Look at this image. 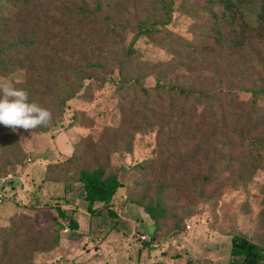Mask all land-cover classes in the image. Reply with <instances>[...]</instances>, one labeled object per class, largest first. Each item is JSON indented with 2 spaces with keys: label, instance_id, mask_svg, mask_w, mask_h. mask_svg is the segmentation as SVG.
I'll return each mask as SVG.
<instances>
[{
  "label": "rangeland",
  "instance_id": "374dc122",
  "mask_svg": "<svg viewBox=\"0 0 264 264\" xmlns=\"http://www.w3.org/2000/svg\"><path fill=\"white\" fill-rule=\"evenodd\" d=\"M262 4V0H253L245 5L248 19L261 23L249 32L247 41L240 40L230 49L214 39L210 17L199 9L192 13L176 9L167 27L182 34L190 46L175 54L160 41L141 36L135 44L140 64L145 60L160 62L142 82L153 86L160 79L194 86L216 98L213 108L225 110L229 125L240 119L252 126L257 116L264 117V91L253 92L264 86V21L259 16ZM214 9L222 13L220 5ZM196 29L208 36L207 44L198 41L200 33ZM132 36V32L127 33L125 42ZM77 44L82 46V42ZM97 74L104 77L98 81L87 78L85 87L68 100L63 116L46 130L19 129L15 133L25 154H17V161L7 167L0 166V225H8L11 214L17 211L31 215L37 227H52L59 216L48 204L60 197L63 204L72 199L82 206L83 188L75 180L76 171L86 162L102 160L106 153L123 183L114 198L120 220L114 225L115 219L107 214L97 217L81 209L80 231L64 228V245L50 252L36 251L34 261L229 264L233 233L243 231L264 243V153L252 150L250 143L251 137L264 133V120L243 140L223 143L220 138L205 144L200 134L187 135L189 125L182 119L166 116L148 130L134 132L129 148L125 140H116L109 128L124 124L130 132L127 118L144 101V95L134 87H120L115 66L109 65ZM27 77V71L18 68L0 73V84L15 86ZM203 107L199 103V110ZM207 118L205 129L213 122ZM73 147L79 160L46 174L48 164L68 156ZM207 173L211 179L204 177ZM161 178L168 182L167 187L160 188L167 214L160 220L155 248L140 253L141 234L153 235L156 221L135 200L157 197ZM67 180L76 182L70 197L65 195Z\"/></svg>",
  "mask_w": 264,
  "mask_h": 264
},
{
  "label": "trees",
  "instance_id": "16d2710c",
  "mask_svg": "<svg viewBox=\"0 0 264 264\" xmlns=\"http://www.w3.org/2000/svg\"><path fill=\"white\" fill-rule=\"evenodd\" d=\"M251 1L180 0L176 5V0H0V73L24 68L28 77L15 87L27 90L30 102L49 109L53 114L51 123H54L63 116L68 100L85 87L87 78L98 81L104 76L97 72H103L109 65L115 66L119 71L120 87H134L144 95V101L127 118L130 132L124 124L109 128L114 138L125 140L129 148L134 132L148 130L166 116L182 119L189 125L187 135L200 134L205 144L220 138L223 143H231L236 138L243 140L261 126L263 116H257L252 126L240 119L229 125L225 110L222 108L218 112V107L217 110L213 108L216 98L209 92L160 79L153 86L145 85L143 79L156 71L160 62L145 60L140 64L139 48L135 44L145 35L179 54L190 44L167 25L176 9L186 13L199 9L211 18L214 39L221 47L230 49L240 40L247 41L249 32L261 23H254L247 17L244 7ZM262 2L263 11L259 16L264 21V0ZM215 5L222 7V13L214 9ZM195 31L200 33L198 41L207 44L208 36ZM129 32L133 36L126 43ZM79 42H82L80 47ZM260 91H264V86L253 89L254 93ZM199 103L205 106L203 110H199ZM253 111L257 113L258 108ZM207 117L213 120L209 129L204 127ZM48 127L36 130L44 131ZM250 143L252 150L264 153V133L251 137ZM198 150H194V155ZM74 151L75 147L68 156L49 163L46 174L78 161ZM17 154H25L23 146L11 128L0 124V166L13 164ZM204 177L211 179V174ZM75 180L83 188L84 209L97 217L107 214L115 219V225L120 217L114 209V198L123 183L111 165L109 153L102 160L84 163L76 171ZM76 182L65 181V190L75 191ZM158 182L157 197L135 200L156 221V232L160 230V220L167 214L160 188L167 187L168 182L164 178ZM54 200L55 203L48 205L55 208L59 218L52 227H37L31 215L17 211L11 214L8 225H0V264H37L34 261L36 251L50 252L64 245L61 234L64 228L81 229L77 205L67 207L65 203L69 200L63 204L60 197ZM261 221L264 223V209ZM155 239L156 233L142 239L139 252L155 248ZM229 264H264V243L253 240L243 231L233 233Z\"/></svg>",
  "mask_w": 264,
  "mask_h": 264
},
{
  "label": "clouds",
  "instance_id": "9594fccd",
  "mask_svg": "<svg viewBox=\"0 0 264 264\" xmlns=\"http://www.w3.org/2000/svg\"><path fill=\"white\" fill-rule=\"evenodd\" d=\"M53 119L52 112L36 102H30L25 89L0 84V124L16 133L19 129L33 132L48 127ZM23 139V138H22Z\"/></svg>",
  "mask_w": 264,
  "mask_h": 264
},
{
  "label": "crops",
  "instance_id": "0c3cea01",
  "mask_svg": "<svg viewBox=\"0 0 264 264\" xmlns=\"http://www.w3.org/2000/svg\"><path fill=\"white\" fill-rule=\"evenodd\" d=\"M64 158V157H63ZM73 192H75V191H66V193H65V195L66 196H68V197H70L71 195H72V193ZM74 205H76L75 203H73V201H72V199L71 200H69V202H66L65 203V206H67V207H70V206H74ZM84 205H85V200L83 199V204H82V206L80 205V206H77L78 207V211H77V218L79 219V216H78V214H79V211L82 209V210H84ZM19 208V207H18ZM78 231H80V230H78ZM155 233H156V231H155ZM66 251L68 252V248L66 249Z\"/></svg>",
  "mask_w": 264,
  "mask_h": 264
},
{
  "label": "built area",
  "instance_id": "2783aa9c",
  "mask_svg": "<svg viewBox=\"0 0 264 264\" xmlns=\"http://www.w3.org/2000/svg\"><path fill=\"white\" fill-rule=\"evenodd\" d=\"M0 202H2V198L0 197ZM188 226H191V225H188ZM149 236H147L146 234H144V233H142L141 234V238L142 239H146V238H148Z\"/></svg>",
  "mask_w": 264,
  "mask_h": 264
}]
</instances>
